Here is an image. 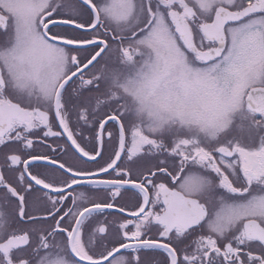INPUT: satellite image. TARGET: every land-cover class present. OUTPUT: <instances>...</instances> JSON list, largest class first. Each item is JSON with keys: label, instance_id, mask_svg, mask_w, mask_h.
I'll list each match as a JSON object with an SVG mask.
<instances>
[{"label": "snow or ice", "instance_id": "obj_1", "mask_svg": "<svg viewBox=\"0 0 264 264\" xmlns=\"http://www.w3.org/2000/svg\"><path fill=\"white\" fill-rule=\"evenodd\" d=\"M0 264H264V0H0Z\"/></svg>", "mask_w": 264, "mask_h": 264}]
</instances>
